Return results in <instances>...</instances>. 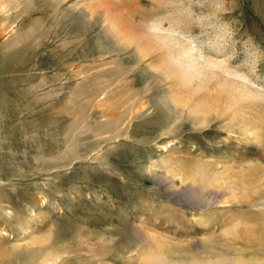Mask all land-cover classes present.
<instances>
[{
	"label": "rangeland",
	"instance_id": "1",
	"mask_svg": "<svg viewBox=\"0 0 264 264\" xmlns=\"http://www.w3.org/2000/svg\"><path fill=\"white\" fill-rule=\"evenodd\" d=\"M0 264H264V0H0Z\"/></svg>",
	"mask_w": 264,
	"mask_h": 264
}]
</instances>
